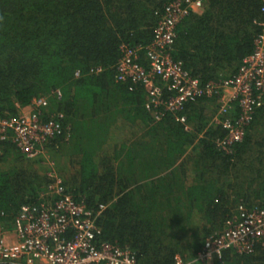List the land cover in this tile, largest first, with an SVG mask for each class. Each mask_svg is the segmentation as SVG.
Masks as SVG:
<instances>
[{
    "label": "trees",
    "instance_id": "16d2710c",
    "mask_svg": "<svg viewBox=\"0 0 264 264\" xmlns=\"http://www.w3.org/2000/svg\"><path fill=\"white\" fill-rule=\"evenodd\" d=\"M173 1L0 0V116L48 98L43 119H63L46 157L76 202L93 213L107 206L95 241L128 247L140 264L193 257L237 205L264 209V106L226 154L215 147L225 131L211 124L214 97L187 103L178 113L185 125L170 113L157 121L145 90L117 80L120 47L150 44ZM202 1L201 13L177 26L170 54L206 86L236 75L264 14L262 0ZM42 161L0 141V228L45 201ZM217 264H264V243L247 255L225 251Z\"/></svg>",
    "mask_w": 264,
    "mask_h": 264
},
{
    "label": "built area",
    "instance_id": "2783aa9c",
    "mask_svg": "<svg viewBox=\"0 0 264 264\" xmlns=\"http://www.w3.org/2000/svg\"><path fill=\"white\" fill-rule=\"evenodd\" d=\"M202 9V0H175L168 4L153 29L150 44L141 50L120 47L117 80L145 90L147 109L152 108L157 121L162 114L170 113L175 121L185 125V118L178 113L187 103L204 96L214 97L217 113L211 124L225 131V136L214 140L215 147L229 154L243 140L255 110L264 106V18L260 23L262 32L255 38L252 52L241 60L236 75L202 86L170 54L177 26ZM261 12L264 14V0ZM141 56L146 66L139 63ZM74 76L78 77V72ZM164 90L167 99L162 97ZM53 95L56 99L61 97L59 91ZM48 107V98L40 96L20 108L15 117L0 116V141L13 144L25 158L42 157L49 180L44 202L38 207H23L10 228H0V264H140L128 247L95 241V220L106 205L93 213L66 192L61 177L46 157L47 144L62 132L63 115L55 113L44 120ZM260 243H264V209L237 205L222 231L207 236L193 257L175 255L173 264H215L225 251L247 255Z\"/></svg>",
    "mask_w": 264,
    "mask_h": 264
},
{
    "label": "crops",
    "instance_id": "0c3cea01",
    "mask_svg": "<svg viewBox=\"0 0 264 264\" xmlns=\"http://www.w3.org/2000/svg\"><path fill=\"white\" fill-rule=\"evenodd\" d=\"M203 10V9H202ZM201 12H199V13H195V14H200ZM216 105V108H217V104H215ZM188 128H189V126H188ZM47 170V169H46ZM44 168L42 169V172L44 173V174H46V171ZM217 264V263H216Z\"/></svg>",
    "mask_w": 264,
    "mask_h": 264
},
{
    "label": "rangeland",
    "instance_id": "374dc122",
    "mask_svg": "<svg viewBox=\"0 0 264 264\" xmlns=\"http://www.w3.org/2000/svg\"><path fill=\"white\" fill-rule=\"evenodd\" d=\"M42 167H43L45 170L47 169V166H45V165H43Z\"/></svg>",
    "mask_w": 264,
    "mask_h": 264
}]
</instances>
